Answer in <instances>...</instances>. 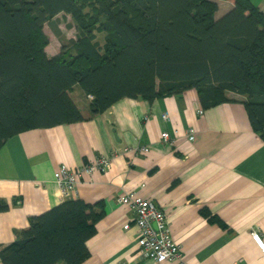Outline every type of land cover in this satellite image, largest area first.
Returning <instances> with one entry per match:
<instances>
[{
    "label": "trees",
    "instance_id": "16d2710c",
    "mask_svg": "<svg viewBox=\"0 0 264 264\" xmlns=\"http://www.w3.org/2000/svg\"><path fill=\"white\" fill-rule=\"evenodd\" d=\"M234 1L217 18L215 0H0V147L27 129L91 119L123 98L153 101L191 89L204 108L230 101L228 93L245 96L264 140V12ZM61 14L81 33L50 56L45 26ZM96 26L107 33L103 47ZM96 205L69 199L32 216L1 246L3 264H81L104 216ZM9 207L0 198V212Z\"/></svg>",
    "mask_w": 264,
    "mask_h": 264
},
{
    "label": "crops",
    "instance_id": "0c3cea01",
    "mask_svg": "<svg viewBox=\"0 0 264 264\" xmlns=\"http://www.w3.org/2000/svg\"><path fill=\"white\" fill-rule=\"evenodd\" d=\"M215 1L217 18L235 6L234 0ZM251 1L264 12V0ZM228 97L211 108L203 107L195 89L153 101L123 98L91 119L9 137L0 147V198L10 205L0 212V248L29 228L32 216L83 199L98 204L104 216L81 264H177L138 254L139 229L130 207L119 202L122 195L133 194L165 211L186 264H264L251 234L258 230L264 239V140L252 126L246 97ZM165 131L173 145L162 140ZM136 147L150 150L139 155L123 151ZM119 149L105 173H85L77 192L63 195L56 172L95 164ZM204 209L222 222L212 221Z\"/></svg>",
    "mask_w": 264,
    "mask_h": 264
},
{
    "label": "built area",
    "instance_id": "2783aa9c",
    "mask_svg": "<svg viewBox=\"0 0 264 264\" xmlns=\"http://www.w3.org/2000/svg\"><path fill=\"white\" fill-rule=\"evenodd\" d=\"M90 99L93 96H89ZM201 115L204 114L200 110ZM165 119L169 118L168 114L164 115ZM189 139L194 141L195 130H189ZM162 140L165 143L174 144L169 131L162 134ZM149 147L126 148L123 151L126 153L134 152L139 155L142 152H148ZM122 150H115L109 156L100 158L95 164H90L77 169H69L63 167L55 173V179L65 197H71L77 192V184L82 176L93 174L94 172H106L112 163V159L116 157ZM121 204L130 207L133 213V222L139 229V249L138 254L143 259H150L156 263L176 262L177 264H186L185 254L182 246L178 244L173 236L171 230V223L165 211L157 205L156 202L147 200L141 197H135L133 194H124L119 198ZM132 224H127L126 229H130ZM252 237L258 244L264 254V239L258 230L252 231Z\"/></svg>",
    "mask_w": 264,
    "mask_h": 264
},
{
    "label": "rangeland",
    "instance_id": "374dc122",
    "mask_svg": "<svg viewBox=\"0 0 264 264\" xmlns=\"http://www.w3.org/2000/svg\"><path fill=\"white\" fill-rule=\"evenodd\" d=\"M84 8L86 15L89 17L92 16V7L87 6ZM45 31L50 38V45L48 46L50 56H53V53L60 52L63 47H71L73 40H77L81 33L73 17L66 14H61L46 24ZM94 34L97 46L103 47L106 42L107 33L98 29L96 26L94 28ZM77 91L79 93L80 89L78 88Z\"/></svg>",
    "mask_w": 264,
    "mask_h": 264
},
{
    "label": "water",
    "instance_id": "95a60500",
    "mask_svg": "<svg viewBox=\"0 0 264 264\" xmlns=\"http://www.w3.org/2000/svg\"><path fill=\"white\" fill-rule=\"evenodd\" d=\"M116 137H117V135H116Z\"/></svg>",
    "mask_w": 264,
    "mask_h": 264
}]
</instances>
